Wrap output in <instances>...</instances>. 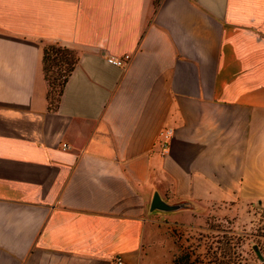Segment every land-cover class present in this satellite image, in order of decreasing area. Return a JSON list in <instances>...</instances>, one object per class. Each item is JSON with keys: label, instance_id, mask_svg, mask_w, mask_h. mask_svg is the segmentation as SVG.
Here are the masks:
<instances>
[{"label": "crops", "instance_id": "1", "mask_svg": "<svg viewBox=\"0 0 264 264\" xmlns=\"http://www.w3.org/2000/svg\"><path fill=\"white\" fill-rule=\"evenodd\" d=\"M263 202L264 0H0V264H175L200 211Z\"/></svg>", "mask_w": 264, "mask_h": 264}, {"label": "rangeland", "instance_id": "2", "mask_svg": "<svg viewBox=\"0 0 264 264\" xmlns=\"http://www.w3.org/2000/svg\"><path fill=\"white\" fill-rule=\"evenodd\" d=\"M60 69L59 65H52L48 71L51 78L52 76L59 78ZM59 81L60 78L57 83ZM199 215L198 223L179 228L178 249L175 253V256L190 254V262L195 264L200 261L203 264H233L234 255L225 247L226 235L229 234L224 230L231 229L246 234L248 240L241 248L246 253L253 245L252 233L264 228V202L256 203L254 206L222 203L211 207L208 211H200ZM242 264L263 263L249 257Z\"/></svg>", "mask_w": 264, "mask_h": 264}, {"label": "trees", "instance_id": "3", "mask_svg": "<svg viewBox=\"0 0 264 264\" xmlns=\"http://www.w3.org/2000/svg\"><path fill=\"white\" fill-rule=\"evenodd\" d=\"M77 62L78 57L74 51L55 44L46 45L44 49V69L50 83V96L52 98H60L65 83L69 75L74 70ZM54 64L59 65V67L61 68L59 73V83H57V80L59 79L58 77L52 76L51 78L48 73L50 67ZM224 232L229 234L226 235L227 239L225 241V247L228 248V250L230 251L229 253L232 252V254L234 255L233 264H242V262L248 260L249 257L256 258L264 264V228L257 233H252L251 243L253 245L251 247V250L246 253H244L241 249L248 240L246 234L238 233L231 229L224 230ZM245 256H247L248 258H246ZM190 261V254H186L184 256H175L174 260L175 264H195ZM196 264H203V262L200 261V263Z\"/></svg>", "mask_w": 264, "mask_h": 264}, {"label": "built area", "instance_id": "4", "mask_svg": "<svg viewBox=\"0 0 264 264\" xmlns=\"http://www.w3.org/2000/svg\"><path fill=\"white\" fill-rule=\"evenodd\" d=\"M130 60V55L125 54L122 56L118 55H111L106 57L107 63L118 66V67H125ZM173 134L172 129H165L161 133V143L163 144L164 148L166 147L165 144L170 141V138ZM111 264H129L122 256H117L112 260Z\"/></svg>", "mask_w": 264, "mask_h": 264}, {"label": "water", "instance_id": "5", "mask_svg": "<svg viewBox=\"0 0 264 264\" xmlns=\"http://www.w3.org/2000/svg\"><path fill=\"white\" fill-rule=\"evenodd\" d=\"M163 205L160 204V201H159V196H157L154 201H153V205H152V208L155 209V208H162Z\"/></svg>", "mask_w": 264, "mask_h": 264}]
</instances>
